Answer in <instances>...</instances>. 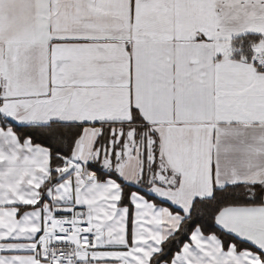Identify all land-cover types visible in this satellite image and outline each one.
I'll use <instances>...</instances> for the list:
<instances>
[{
  "label": "snow or ice",
  "instance_id": "1",
  "mask_svg": "<svg viewBox=\"0 0 264 264\" xmlns=\"http://www.w3.org/2000/svg\"><path fill=\"white\" fill-rule=\"evenodd\" d=\"M0 264H264V0H0Z\"/></svg>",
  "mask_w": 264,
  "mask_h": 264
}]
</instances>
